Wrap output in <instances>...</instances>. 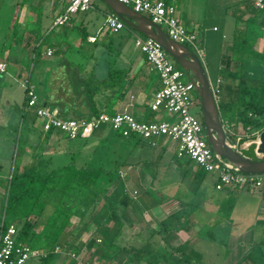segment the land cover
I'll use <instances>...</instances> for the list:
<instances>
[{
	"label": "crops",
	"instance_id": "obj_1",
	"mask_svg": "<svg viewBox=\"0 0 264 264\" xmlns=\"http://www.w3.org/2000/svg\"><path fill=\"white\" fill-rule=\"evenodd\" d=\"M178 1L174 0L176 14L199 38L208 83L218 88V117L226 141L233 144L248 135L235 112L240 84L250 88L264 77V10L253 8L249 0ZM38 6L43 7L39 13L43 19L33 13L35 25H30V11ZM15 8L0 45V62L5 64L0 73V159L11 161L17 138L14 165L18 167L36 165L41 159L53 168L59 158L66 161L78 152L76 167H101L113 175L109 183H103V193L96 197L88 193L82 202L66 192L62 183L42 197V209L30 215L35 226L33 244L29 243L42 255L27 260L34 258L31 264H40L51 252L45 264H74L64 253L52 252L57 246L93 264H264V186L219 184L214 173L177 155L176 141L165 136L151 141L135 135L121 137L106 125L82 139L44 132L33 111L24 107L21 80L33 87L40 105L50 106L55 94L52 80L63 68L57 57L69 55L68 45L77 44L70 29L79 28L86 32L85 72L93 69L98 78L108 68L124 72L108 104L99 105L100 112L125 108L138 121L171 120V114L150 109L160 83L133 46V35L139 32L127 26L124 31L109 32L104 26L106 7L95 22L84 11L72 15L68 25L53 29L50 22L61 11L62 2L31 0L28 7L24 2ZM44 19L49 23H43ZM191 99L190 109L193 103L199 104L195 92ZM69 114L72 119L87 118L89 108L83 99L73 100ZM28 138L37 146V153L30 154L33 161L22 160ZM49 143L50 150L46 149ZM11 164L6 171L0 170V203ZM58 176L59 172L54 179ZM60 219L67 224L57 231L55 223Z\"/></svg>",
	"mask_w": 264,
	"mask_h": 264
},
{
	"label": "built area",
	"instance_id": "obj_2",
	"mask_svg": "<svg viewBox=\"0 0 264 264\" xmlns=\"http://www.w3.org/2000/svg\"><path fill=\"white\" fill-rule=\"evenodd\" d=\"M62 2L61 11L54 16L51 27L67 23L71 16L91 8L90 0H58ZM131 7L157 24L173 41L190 47L191 51L201 63L203 49L195 31L187 29L179 20L174 6V0H118ZM253 8L264 10V0H249ZM104 26L109 32H117L125 25L112 12L104 15ZM133 46L142 54L145 68L153 72L159 80L160 86L154 92L150 102L153 111L162 110L172 115L167 121H138L125 108L106 113L99 112L95 116L72 119L62 118L55 107L39 104L37 96L24 81L21 85L24 91L26 108L34 111L42 131H59L68 139L86 137L102 125L108 126L121 137L138 136L151 141L157 136H165L176 141L177 155L186 156L204 172H211L217 176L221 185L260 188L264 186V171L260 173H242L216 158L207 145L204 130L197 118L191 113V95L194 92L193 83L185 72L180 69L161 48L158 42L141 33L133 35ZM190 51V50H189ZM49 54L50 50L47 49ZM5 70V64L0 62V73ZM212 96H217V86L211 87ZM258 134L259 131L251 132ZM250 133V134H251ZM230 145H234L230 144ZM73 260L74 264H93L80 258L69 249L53 247L52 252H60ZM39 254L28 243L16 238V228L12 223L5 224L3 210L0 211V264H24L32 255Z\"/></svg>",
	"mask_w": 264,
	"mask_h": 264
},
{
	"label": "trees",
	"instance_id": "obj_3",
	"mask_svg": "<svg viewBox=\"0 0 264 264\" xmlns=\"http://www.w3.org/2000/svg\"><path fill=\"white\" fill-rule=\"evenodd\" d=\"M70 34H72V38L76 39L77 44L70 43L66 48L70 57L65 53L61 58L56 56L63 68L59 70L54 78H58L59 82L57 87H53L55 94L49 107L55 106L60 117L70 118V102L83 99L89 108L88 117L95 116L100 112L99 105L108 104L109 99L116 92L123 79L124 72L119 69L108 68L100 78L96 77L98 73L96 74L93 69L85 72L82 59L86 57L85 54L87 52L86 46L83 45L86 40V32L83 29L74 28L70 29ZM39 45L34 48L36 53L39 50ZM59 52V47H56L54 53L58 54ZM174 64L177 65L175 62ZM239 94L236 98L237 108L235 112L238 120L243 125L244 133L250 134L251 132L264 129V77L257 85L250 88L241 83ZM239 106L241 108H238ZM23 115L22 111L21 117ZM200 124L202 126L201 118ZM13 130L16 131V127ZM75 139H82V137ZM18 142L17 138L13 141L12 170L5 179L0 211L3 210L4 212L5 224L9 223L10 219L13 221L12 223L16 228V238L28 244H33L35 220L31 221L30 215H37L43 207L41 198L50 192H54L56 184L62 183L63 185L61 184V186H64L66 192L82 202L88 193H92V197L103 193V183H109L113 175L111 172L104 173L101 167L88 169L83 164L76 167L74 159L78 152L71 155L70 159L66 161L62 157L59 158L60 163L53 168L47 165V160L41 159L36 161V165L18 167L14 165V152L19 144ZM58 172V178L54 179L55 174ZM58 209L62 211L65 218L67 213L64 207L60 205ZM55 224L57 231H60L67 223L65 220L60 219ZM50 255L51 252L46 253L42 257L40 264H45Z\"/></svg>",
	"mask_w": 264,
	"mask_h": 264
},
{
	"label": "water",
	"instance_id": "obj_4",
	"mask_svg": "<svg viewBox=\"0 0 264 264\" xmlns=\"http://www.w3.org/2000/svg\"><path fill=\"white\" fill-rule=\"evenodd\" d=\"M106 8L118 16L125 26L152 38L165 53L189 77L197 95L200 118L206 142L213 155L242 173L264 171V129L237 138L234 145L226 141L225 132L218 117L204 68L196 56L185 46L170 39L157 24L118 0H101Z\"/></svg>",
	"mask_w": 264,
	"mask_h": 264
},
{
	"label": "rangeland",
	"instance_id": "obj_5",
	"mask_svg": "<svg viewBox=\"0 0 264 264\" xmlns=\"http://www.w3.org/2000/svg\"><path fill=\"white\" fill-rule=\"evenodd\" d=\"M182 1H184V0H182ZM181 0H179L178 2L180 3V2H182ZM197 1H203V0H197ZM15 2H17L16 0H0V22H2V25H0V45H1V42H2V37H5V33H6V24H7V22L6 21H8V19H9V17L11 16V14H13V11H14V8H15V5H17V6H19V5H22L24 2H25V4L27 5V7H28V3H30L31 2V0L29 1V0H20L18 3H16L15 4ZM60 2V1H59ZM178 2H176V4L178 3ZM63 5V4H62ZM104 8V7H106L105 5H104V3L101 1V0H93V8H90V10H87V12L85 13V14H87L88 15V17H92V20H93V22H95L96 20H97V18H100L101 17V13H98V12H100V9L101 8ZM16 9V8H15ZM32 11H30L31 12V18H32V21L31 20H28L29 22H30V25H35V22L33 21L34 19H33V13H35L37 16H39V17H41L40 15H39V13H42L43 12V7H41L40 8V6H38V7H32ZM81 16H83V14L81 15ZM39 17H37L38 19H39ZM41 19H43V17H41L40 18V20ZM35 20H37V19H35ZM52 21V20H51ZM43 23H45V24H47V23H49V21H48V19H44V22ZM66 24V23H65ZM69 23H67V25H68ZM43 25V24H42ZM50 25H51V22H50ZM62 25H64V24H62ZM125 27V26H124ZM124 27L123 28H121V31H124ZM42 36H44V33L43 34H41ZM48 36V35H47ZM4 39V38H3ZM190 51H193L192 50V48H188ZM45 53H46V51H45ZM50 53H51V51H50ZM49 53V54H50ZM49 54H47L46 53V55H49ZM69 54V53H68ZM70 55V54H69ZM68 55V56H69ZM70 57V56H69ZM201 64H203V62L201 61ZM28 65H30V61L28 60L27 61V63H26V68L28 67ZM35 66V65H34ZM33 66V67H34ZM203 66V65H202ZM204 68V67H203ZM153 73V72H152ZM154 74V73H153ZM207 77V76H206ZM24 81H26L27 82V80H21L20 81V86L22 87V83L24 82ZM59 82V79L58 78H56V79H54L53 78V84H52V86H54V87H57V83ZM29 84V83H28ZM15 85V84H14ZM30 85V84H29ZM31 86V85H30ZM13 87V86H12ZM32 87V86H31ZM18 88V87H17ZM20 89V88H19ZM32 89H33V87H32ZM14 90H16V88L14 89ZM20 92L22 91L21 89L19 90ZM18 91V92H19ZM17 95V94H16ZM195 95V94H194ZM158 111H161V112H164V111H162V110H158ZM190 111H191V113L197 118V120L200 122V108H199V104H197V103H193V106L191 107V109H190ZM2 120L0 119V129L2 128ZM106 129L107 130H109V132H111V130L108 128V126L106 127ZM0 136H2V131H0ZM50 144L51 143H49L47 146H46V149H48V150H50L51 149V146H50ZM37 146H36V144H35V142L33 141V140H30L29 138H28V140L27 141H25L24 142V145H23V148L26 150V153L23 155V157H22V160H29V161H33L32 160V158L30 157V154L31 153H37V148H36ZM29 152V153H28ZM14 154H15V152H14ZM0 163H2L1 165H0V170L1 171H6V169H7V167H8V169H9V164L11 163V161L9 162L7 159H5V160H3V159H0ZM3 186V183H2V181H0V193L2 192V187ZM59 248V247H58ZM58 250H60V249H58ZM58 253H61L62 254V250H60V252H58ZM29 259V258H28ZM34 258H31L30 260H26L25 261V263L24 264H31L32 262V260H33Z\"/></svg>",
	"mask_w": 264,
	"mask_h": 264
}]
</instances>
